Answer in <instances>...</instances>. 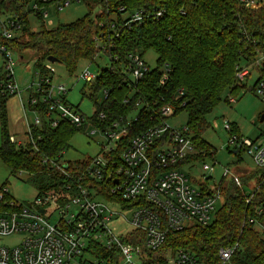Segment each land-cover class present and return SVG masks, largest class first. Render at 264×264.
Instances as JSON below:
<instances>
[{
    "label": "built area",
    "instance_id": "obj_1",
    "mask_svg": "<svg viewBox=\"0 0 264 264\" xmlns=\"http://www.w3.org/2000/svg\"><path fill=\"white\" fill-rule=\"evenodd\" d=\"M0 1L8 3L12 0ZM18 1L23 2L22 12L26 18L29 14H34L40 21L48 17L51 9L58 13L75 2L91 5L96 13H108L116 8L118 14H111V20L108 21L115 36L123 29L159 19L165 11L158 5L135 7L125 4L123 0ZM242 1L246 7L255 5V0ZM22 27L15 12L2 9L0 55L4 78L0 84L10 95L20 92L13 78L14 61L12 49L8 45ZM95 41L94 57L108 58L109 62L104 67L113 68V62H117L124 80L137 82L150 69L137 53L128 52L124 59L113 53L111 49L114 48V42L109 36L95 37ZM263 61L264 52H257L251 62L238 64L235 81L239 85L243 84L251 75V70H254L256 78L253 91L264 103ZM43 69L42 73L39 70L35 73L39 79L35 88L29 86L26 90L32 89L33 94L40 93V100L46 103L47 113L51 114V126H56L62 119L82 126L99 106L104 105L108 89L102 88L100 98L97 96L93 103L92 114L85 116L66 101L65 85L52 83L50 62L44 63ZM97 77L98 71L91 73L87 67L76 75V79H83L87 86ZM129 82L128 86L131 85ZM32 93L28 98L30 105L36 104L39 99ZM232 96L228 94V103L235 101ZM141 102L143 101L135 102L137 109L144 107ZM151 112L156 119L154 124L129 138L121 149L119 147L122 140L127 137L132 124L131 118L119 117L108 126L91 125L93 128L90 127L88 134L98 132L104 142L95 156L80 159L85 164L75 177H70L67 172L68 163L62 159L63 150L58 153L56 160L42 157V163H48L51 168L70 179L63 185V189L40 192L30 201L18 202L8 194L5 186L0 187V235L24 234L16 245L0 247V264H161L166 262L168 255L171 256L170 264H203L190 249H178L173 254H165L162 261L156 260L155 256L169 232L180 231L194 224H209L218 210L216 202L219 199H222V203L224 201L222 190L230 185L242 187L241 176L233 169L224 168L219 178L214 177V166L207 164L205 159L188 161L179 166L180 161L191 158L197 152L187 127L184 124L177 128L168 123L169 118L175 115L171 104L162 105ZM96 116L100 121L106 118L103 111ZM131 117L133 122L138 119V115ZM39 124L40 118L36 115L32 121L27 120V130ZM223 129L229 136L228 146L236 150V153L239 150L245 151L255 165L253 171L258 172L256 177L260 178L259 182L254 176L246 188L248 203L252 193L260 185L264 186V140L242 136L238 128L229 122L224 123ZM9 140L17 145L23 143L13 136ZM196 164H201L202 174L199 179L183 170L184 166L190 169ZM93 181L98 183L96 187ZM101 188L105 189L111 199L102 195ZM120 211H128L129 217L125 221L130 227L121 237L113 235L108 227V221L118 217ZM56 214L57 219L52 222ZM252 220L250 218L249 222ZM257 229L264 235L263 224H259ZM91 243L103 248L105 256L100 258L94 254L88 255L86 250ZM236 247L237 245L220 247L218 264H227Z\"/></svg>",
    "mask_w": 264,
    "mask_h": 264
},
{
    "label": "trees",
    "instance_id": "obj_2",
    "mask_svg": "<svg viewBox=\"0 0 264 264\" xmlns=\"http://www.w3.org/2000/svg\"><path fill=\"white\" fill-rule=\"evenodd\" d=\"M123 1L135 7L158 5L165 11L159 19L123 29L117 36L108 24L110 15L118 14L116 8L93 15L91 5L84 16L73 22L31 31L22 12V1H0V13L2 9L15 12L23 26L20 33L9 41V48L17 50L20 58L28 51L40 73L44 70L46 58L53 56L69 76L74 75L80 61H94L95 37L101 35L112 38L114 48L111 51L121 59L128 52L140 57L148 50L156 54V65L137 82L124 80L117 62H113V68H99L98 77L88 86L89 97L95 103L102 88L108 89L107 97L104 105L99 106L82 126L65 119L51 126V114L47 113L46 103L40 100V93L27 90L29 96L32 93L39 98L34 105L28 103V109L39 116L40 124L26 131V139L20 145L9 140L14 135L8 131L6 100L12 95L0 84V160L12 175L19 171L33 175L32 181L38 186L37 194L63 189L70 180L41 160L44 156L56 160L58 153L68 148L75 132L85 129L87 124L88 127L108 126L119 117L131 118L132 124L127 137L122 140L121 149L129 138L154 124L156 119L151 110L156 111L165 104H171L175 114L186 113L185 126L197 150L191 158L180 161L179 166L212 157L214 148L202 137L209 125L207 115L217 107L225 91L233 95L245 86L235 81L236 66L251 62L257 52H264V0H255L253 7L244 6L242 0ZM3 78L1 74L0 82ZM137 100H142L144 107L137 109ZM100 111L106 114L105 120L96 118ZM135 115L138 119L133 122L131 116ZM67 163L70 177L78 175L85 164L80 159ZM257 174L256 170H248L241 176L242 187L230 185L222 190L224 201L209 224H194L169 232L157 251L156 260L162 261L165 254H173L178 249H190L203 264H218V249L237 245L227 264H264V235L257 229L259 224L264 225V186L260 185L250 201H246L247 185L254 176L257 178ZM93 185L96 187L98 183L93 181ZM101 190L104 197L111 199L104 188ZM250 218L252 222H249ZM86 253L100 258L106 254L103 248L92 243Z\"/></svg>",
    "mask_w": 264,
    "mask_h": 264
},
{
    "label": "rangeland",
    "instance_id": "obj_3",
    "mask_svg": "<svg viewBox=\"0 0 264 264\" xmlns=\"http://www.w3.org/2000/svg\"><path fill=\"white\" fill-rule=\"evenodd\" d=\"M88 11V6L83 2L71 3L64 7L58 13L52 9L48 13V17L40 21L34 14H29L28 27L31 31H38L41 27L51 28L58 24H65L75 21L78 18L84 16ZM92 14L96 13V10H91ZM123 12L122 15H124ZM19 52L12 49V59L14 61L13 78L18 86L19 92L23 101L26 100V88L31 86L35 88L37 81L36 66L34 59L30 56L28 51L22 53L23 57L20 58ZM144 62L149 68H153L156 65V54L152 50H148L142 56ZM109 60L106 57L98 56L93 62L80 61L74 75L69 76L65 67L60 63L50 62L52 68V83L54 85L62 83L65 85L67 91L65 99L69 105L76 108L79 112L85 116H90L94 109V104L89 97L90 90L88 86L84 84V80H77L76 75L79 74L84 68H88L91 73H96L100 67H104ZM3 74L2 70V57L0 55V75ZM256 78V73L251 70V75L247 81L244 82V87L233 93L235 101L228 103L225 98L228 97L227 91L221 96V101L214 110L207 115L208 127L202 134V137L214 148V154L212 157H206L205 162L213 165L215 170L214 177L219 178L224 168L235 170L242 176L246 171L255 169V165L250 156L241 151L235 155L229 151H232L231 146H228V133L223 129L225 122L232 123L238 128L239 133L252 140L263 141L264 140V120L260 121L259 117L264 112V103L260 100L258 95L253 91V84ZM85 86V87H84ZM87 86V87H86ZM101 93H98L100 98ZM36 113L26 109L25 116L29 121H32L36 117ZM186 113L180 112L170 117L168 123L175 125L177 128L182 127L186 123ZM93 128L91 125H86L85 129H81L75 132L69 141V146L64 151L62 159L64 161L78 160L85 157L95 156L100 150L103 137L100 133L89 135V129ZM83 128V127H82ZM18 135V134H17ZM19 139L25 140V134L19 135ZM234 162H236L234 164ZM183 170L196 178H200L202 174L201 164H196L192 168L188 169L187 166L183 167ZM33 175L26 171L21 173L11 174L9 168L0 160V186L4 183V186L8 190V194L18 202H27L38 192V186L32 181ZM251 182V181H250ZM249 182V183H250ZM222 204V199L216 202V209ZM116 210V207H113ZM121 214L118 217H114L108 221V227L115 236H123L124 233L130 230L125 218L129 217L128 211H120ZM57 219V214L53 216L52 222ZM212 219V217H211ZM210 219V220H211ZM23 233H13L7 236L0 235V247H11L20 242ZM91 260V257L85 256ZM171 256L166 257V262L161 264H170L169 260Z\"/></svg>",
    "mask_w": 264,
    "mask_h": 264
},
{
    "label": "crops",
    "instance_id": "obj_4",
    "mask_svg": "<svg viewBox=\"0 0 264 264\" xmlns=\"http://www.w3.org/2000/svg\"><path fill=\"white\" fill-rule=\"evenodd\" d=\"M25 93H26L25 101H23L20 93L16 95H12L8 97L6 100L8 131L11 135H14V137L19 141H22L21 139L18 138L20 137L19 135L22 134H25V139H26L28 119L25 116V112L26 109H28L29 92L26 90Z\"/></svg>",
    "mask_w": 264,
    "mask_h": 264
},
{
    "label": "water",
    "instance_id": "obj_5",
    "mask_svg": "<svg viewBox=\"0 0 264 264\" xmlns=\"http://www.w3.org/2000/svg\"><path fill=\"white\" fill-rule=\"evenodd\" d=\"M46 60H47L48 62H51V63H52V62L60 63V62L58 61V59L55 58V57H53V56H49V57H47ZM259 120H260V121H263V120H264V112L260 115ZM232 153H233V154H236V150H232Z\"/></svg>",
    "mask_w": 264,
    "mask_h": 264
},
{
    "label": "flooded vegetation",
    "instance_id": "obj_6",
    "mask_svg": "<svg viewBox=\"0 0 264 264\" xmlns=\"http://www.w3.org/2000/svg\"><path fill=\"white\" fill-rule=\"evenodd\" d=\"M262 114V113H261Z\"/></svg>",
    "mask_w": 264,
    "mask_h": 264
}]
</instances>
